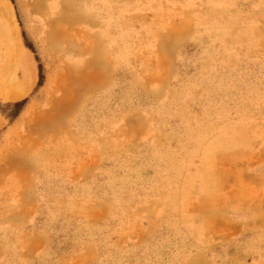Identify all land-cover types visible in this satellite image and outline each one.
<instances>
[{
  "label": "rangeland",
  "instance_id": "374dc122",
  "mask_svg": "<svg viewBox=\"0 0 264 264\" xmlns=\"http://www.w3.org/2000/svg\"><path fill=\"white\" fill-rule=\"evenodd\" d=\"M7 1L0 264H264V0Z\"/></svg>",
  "mask_w": 264,
  "mask_h": 264
},
{
  "label": "bare ground",
  "instance_id": "6f19581e",
  "mask_svg": "<svg viewBox=\"0 0 264 264\" xmlns=\"http://www.w3.org/2000/svg\"><path fill=\"white\" fill-rule=\"evenodd\" d=\"M0 18L2 19L3 25L7 27V30L10 31L16 43H18L17 47L20 53H23V48L21 46L20 40L18 39L17 32L15 30V22L13 21V12L12 6L7 0H0ZM30 85L22 86L13 92L10 95L11 100L21 99L27 95L30 89Z\"/></svg>",
  "mask_w": 264,
  "mask_h": 264
},
{
  "label": "trees",
  "instance_id": "16d2710c",
  "mask_svg": "<svg viewBox=\"0 0 264 264\" xmlns=\"http://www.w3.org/2000/svg\"><path fill=\"white\" fill-rule=\"evenodd\" d=\"M25 46H26L29 50H31V48L29 47V45L25 44ZM39 69H40V67H39ZM25 101H26V100L12 104V107L16 109V112H17V113H18L19 109H21V108L23 107ZM17 113H15L11 118H12V119H15V118L18 116Z\"/></svg>",
  "mask_w": 264,
  "mask_h": 264
}]
</instances>
